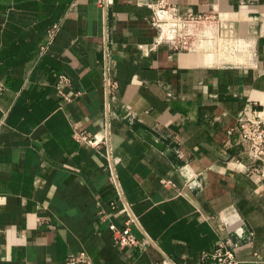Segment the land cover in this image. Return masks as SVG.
<instances>
[{"label": "crops", "instance_id": "obj_1", "mask_svg": "<svg viewBox=\"0 0 264 264\" xmlns=\"http://www.w3.org/2000/svg\"><path fill=\"white\" fill-rule=\"evenodd\" d=\"M154 2L0 0V264H81L82 251L93 264H212L199 255L218 241L264 264V179L236 126L264 117V0H170L215 15L188 50L158 41ZM73 125L106 143H78ZM107 148L140 247L113 244L108 221L126 217L109 207Z\"/></svg>", "mask_w": 264, "mask_h": 264}, {"label": "built area", "instance_id": "obj_2", "mask_svg": "<svg viewBox=\"0 0 264 264\" xmlns=\"http://www.w3.org/2000/svg\"><path fill=\"white\" fill-rule=\"evenodd\" d=\"M98 6L106 10L108 7L107 0H98ZM152 15L150 24L157 31V39L159 42L171 45L174 49L188 50L191 46V41L195 38V31L203 24L215 20V15H180L177 7L173 5L170 0H155L151 5ZM60 25L54 24L46 31L43 41L39 45V55L45 54L54 42ZM105 87L111 86L108 72L106 70ZM71 80L65 74H60L57 77L54 85L55 93L59 99L69 101L70 97L66 93V88L70 86ZM111 88V87H110ZM2 85L0 84V91ZM237 133L239 140L247 146L246 156L249 163L248 170L254 174H259L264 179V117H258L255 113H242L237 117L236 121ZM73 138L83 145L92 149H98L101 144H105V139L98 140L72 126ZM105 159L107 161L106 169L108 171V178L113 188L116 191L117 199L109 204L113 210L120 203V211L125 214L126 220L122 227H117L110 220L108 221V229L112 235L113 244L119 248L125 247H140L139 241L131 232V225L136 222L132 215L130 205L126 203L122 197L121 189L114 170L113 162L108 152L105 151ZM103 220H108V215L103 212L100 213ZM147 239L146 243L150 244ZM199 258L205 262L209 260L212 264H239V261L234 256L232 250L227 248L224 242L218 241L216 246L211 251H203ZM72 263L93 264L85 252H80L77 256L71 258Z\"/></svg>", "mask_w": 264, "mask_h": 264}]
</instances>
